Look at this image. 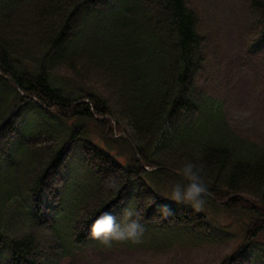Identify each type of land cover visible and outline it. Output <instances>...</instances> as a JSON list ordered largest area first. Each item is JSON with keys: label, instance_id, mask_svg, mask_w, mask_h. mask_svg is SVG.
<instances>
[{"label": "trees", "instance_id": "trees-1", "mask_svg": "<svg viewBox=\"0 0 264 264\" xmlns=\"http://www.w3.org/2000/svg\"><path fill=\"white\" fill-rule=\"evenodd\" d=\"M244 1L260 52L264 0ZM193 3L0 0V264L233 238L218 264H264V141L200 85L211 37ZM189 160L209 189L198 209L170 199ZM128 207L139 242L89 236Z\"/></svg>", "mask_w": 264, "mask_h": 264}, {"label": "rangeland", "instance_id": "rangeland-1", "mask_svg": "<svg viewBox=\"0 0 264 264\" xmlns=\"http://www.w3.org/2000/svg\"><path fill=\"white\" fill-rule=\"evenodd\" d=\"M193 2L202 15L203 33L211 37L200 85L222 102L238 129L264 141V50L252 52L248 48L247 4L244 0ZM237 241L233 238L200 246L176 245L163 251L148 247L84 248L61 264H218Z\"/></svg>", "mask_w": 264, "mask_h": 264}, {"label": "clouds", "instance_id": "clouds-1", "mask_svg": "<svg viewBox=\"0 0 264 264\" xmlns=\"http://www.w3.org/2000/svg\"><path fill=\"white\" fill-rule=\"evenodd\" d=\"M203 162L187 161L178 169L184 182H177L170 186V199L176 203L189 204L198 209L205 200L209 189L203 176ZM161 209L167 213L168 205ZM144 233V225L135 209L125 208L118 220L111 211H102L91 224L89 236L100 241L105 246H111L114 241L139 242Z\"/></svg>", "mask_w": 264, "mask_h": 264}]
</instances>
